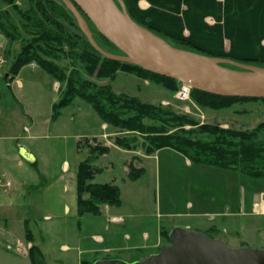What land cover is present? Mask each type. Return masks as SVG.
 <instances>
[{
  "label": "rangeland",
  "instance_id": "1",
  "mask_svg": "<svg viewBox=\"0 0 264 264\" xmlns=\"http://www.w3.org/2000/svg\"><path fill=\"white\" fill-rule=\"evenodd\" d=\"M18 5L24 10L29 8L28 0H19ZM1 7L3 10L10 12L14 23H20L19 16L11 6L3 4ZM86 24L92 32V28L87 21ZM27 38L29 37L22 33V40ZM22 44L23 41H17L12 44V57L7 59V64L5 65L8 69L14 55L20 52ZM7 45L6 40V47ZM205 53L210 54L208 52ZM57 63L61 67H68L71 61L62 59ZM81 73L86 80L99 86H109L118 95L124 94L136 97L142 102L162 106L176 114L188 115L201 124L218 125L225 129L252 130L264 121V103L262 102L237 103L230 109L213 111L200 108L193 102L192 97V103H182L175 98L178 91L175 94L170 93L161 86L139 79L134 75L119 72L114 80H110L97 79L89 77L84 72ZM19 79L24 84L23 92L29 97L37 98L38 100L40 95L47 97L48 112L50 116L53 115L52 100L60 96L58 92H55V81L53 78L40 68L26 66L20 72ZM29 82H36L37 84L32 85ZM180 86L181 84L179 83L178 90ZM29 123V120L24 116L20 119L17 117L16 124L20 126L17 128L18 134L19 132L22 133L24 126H28ZM101 124V120L93 108L79 98H76L70 106L62 110L59 120L52 121L51 116L50 126H47L45 131L36 134L37 139L33 142L34 147H32L40 161V167L47 174L46 182L43 183L46 185L45 191H43L41 185V189L36 191L35 195L29 196L26 188L21 183L23 179L19 175V168L15 164L12 165L10 169L12 173L6 178L7 182H11V186L8 188L0 187V192H5L6 195L18 196L17 207L10 214L13 216L12 222L15 224V231H21L22 237L25 234L26 219L31 218V226H33L34 230H38V236L43 237L45 233L39 229L44 223L46 225L53 224L57 216L62 215L65 204H77L76 173L79 163L87 160L90 156V149L87 143V140L88 142L90 141L89 138L100 135L101 144L109 145L111 143L110 146H115L114 139L116 137L130 135V132L122 131L109 125L106 126L105 130H102ZM186 128L190 129L189 126ZM14 147L17 151V146ZM137 151L141 155L144 154V150L141 148ZM115 155H117L116 151L112 150L108 155L92 163L95 167L105 168L94 182L101 184L114 182L118 185L123 191L122 196L127 201L126 208L128 210L152 212L155 215L153 220L156 225L163 226L166 229H171L174 222H183V225L189 224L192 231L200 232L212 239H220L234 249H264V216L253 215L254 204L259 200L260 194L264 193L263 181L250 179L234 170L194 164V168L189 171L192 182L186 190L182 191V195L185 196H183V202L188 201L196 205L199 200L204 204L201 205L202 208L199 211L197 207L188 210L185 204H177L171 196L172 193L174 194V184L184 179L182 176L183 164L181 161L174 160L175 154L173 151L165 150L159 155L157 154L153 161H139L136 159L135 164L144 167L143 174L136 180L137 182L128 177L129 170L124 161H116L113 165L108 163L114 161ZM127 155L131 156L134 154L128 152L127 154H120L125 159L131 158L126 157ZM166 162L173 163L167 164ZM65 164L68 166L67 171L64 170ZM64 184L70 187L71 192L68 195L61 192ZM225 197H227L229 205L232 206L228 210L220 206V202H223ZM31 200H34V202H31ZM213 201L219 202L220 205L217 206ZM242 201L245 202V216L241 213ZM1 204H4V202L0 196ZM29 204L43 206L45 212L42 209L28 211ZM236 204L238 205L235 209ZM177 214H181L180 217L172 216ZM158 215L164 217L160 219ZM187 215L189 217H185ZM45 217H50L51 221L46 222ZM72 218L70 216V219ZM92 219H94L93 216H88L86 220L76 217L67 221H74L75 223L77 221H85L87 224L91 223ZM97 219L96 221H98ZM103 219L106 220V218ZM142 226L144 225H140V236L142 237L145 233L152 236V231ZM210 227H216L219 231L216 233L215 231H209ZM168 245H170L169 241L164 237L159 248L154 250V252L158 254ZM146 254H148L146 251L144 254L137 251L125 255L111 254L110 260H119L131 264L140 261L138 259Z\"/></svg>",
  "mask_w": 264,
  "mask_h": 264
},
{
  "label": "trees",
  "instance_id": "2",
  "mask_svg": "<svg viewBox=\"0 0 264 264\" xmlns=\"http://www.w3.org/2000/svg\"><path fill=\"white\" fill-rule=\"evenodd\" d=\"M18 1L0 0V33L8 44L5 49L6 59L12 57V44L23 41L20 52L14 55L9 67V80L15 78L22 68L36 62L39 68L59 82L60 96L53 105L52 121L59 120L62 110L79 98L93 108L104 124L130 132L128 136H118L114 139V145L123 150L131 152L141 148L145 155H153L159 150L170 148L183 154L193 164L234 170L250 179L264 182V121L252 130L225 129L218 125L201 124L188 115L176 114L162 106L142 102L136 97L118 95L109 86H99L88 81L81 72L89 77L110 80H114L119 72L134 75L173 94L178 91L179 86V82L172 77L110 60L101 55L80 30L75 15L61 0H28L27 10L22 9ZM121 1L136 23L163 38L171 46L215 57L183 39L145 26L128 8L126 0ZM3 4L14 9L20 23L12 21L10 12L2 9ZM78 10L80 11L79 8ZM82 15L92 28L93 38L104 51L123 55L98 32L83 13ZM22 33L29 38L22 40ZM62 59L71 61L70 65L59 66L57 62ZM230 59L264 69V61ZM225 67L235 69L228 65ZM191 97L200 108L213 111L227 110L237 103H264V98L222 97L194 89ZM187 126L190 129H187ZM89 139L87 143L90 156L79 163L76 173L80 216L101 215L104 206L121 204L118 186L113 183H94L95 177L102 169L92 163L109 154L111 147L101 144L97 137ZM129 167L128 177L131 180L142 176V169H137L133 163H130ZM26 235L27 240H32L29 229ZM168 235L169 230L162 231L163 238L169 241ZM29 254L32 264H45L43 254L37 246H33Z\"/></svg>",
  "mask_w": 264,
  "mask_h": 264
},
{
  "label": "crops",
  "instance_id": "3",
  "mask_svg": "<svg viewBox=\"0 0 264 264\" xmlns=\"http://www.w3.org/2000/svg\"><path fill=\"white\" fill-rule=\"evenodd\" d=\"M126 3L145 26L156 29L163 34L183 39L215 57L264 61V0H126ZM0 49L5 54L6 40L1 33ZM28 66L33 68L30 64ZM20 72L15 78L9 80L8 67H0V187L8 188L11 186V182H7L6 178L12 173L10 169L15 164L20 170L19 175L23 179L22 185L26 188L28 195L33 196L41 188L45 191L46 185L43 183L47 179L46 171L40 167V161L32 148L34 147L33 142L37 139V133L45 131L47 126H50L52 115L50 116L48 112L45 95L38 96L40 98L38 100L23 92L24 84L19 79ZM54 81L55 92L59 93L60 84L56 80ZM29 83L37 84L36 82ZM58 99L59 97L53 98L52 107ZM23 116L30 123L28 126H24L23 134L21 132L18 134L17 128L20 126H17L16 118L20 119ZM101 123V129L105 130L107 124L102 121ZM99 136L94 137L99 138ZM104 137L106 136L104 135ZM14 146H17V151ZM110 147L109 153L112 150L117 153L114 161L108 162L110 165L121 160L124 161L128 170L129 164L133 163L137 169L143 171V166L135 164L136 159L153 161L157 154L159 155L165 150L173 151L174 160L181 161L184 168L182 169L184 179L173 186L174 194L171 195L173 200L177 204H185L188 210L197 207L199 211L202 208L201 205L204 203L199 200L196 205L188 201L183 202L182 191L190 186L192 181L189 171L194 168V164L183 154L165 148L153 155H141L139 151L130 152L113 145ZM21 148L29 151L30 160L21 155ZM127 152L134 155H127L126 157H131L129 159L120 156L121 153L127 154ZM166 163L171 164L173 162ZM67 169L68 166L65 164L64 170L67 171ZM100 169L102 171L97 176L105 170V168ZM135 182L137 181L135 180ZM110 183L115 184L114 182ZM133 187L135 186L133 185ZM119 189L121 204L104 206L101 215L86 214L80 216L78 204H65L62 215L57 216L53 224L46 225L44 223L41 226L39 230L45 233L43 237L38 236V230H34L31 226V218L25 220L26 227L23 237L21 231H15V224L12 222L13 216L10 213L17 207L18 196L6 195L5 192L1 191L0 196L4 204L0 205V264H32L29 251L33 246H37L41 250L45 264H88L97 260H110L111 254L125 255L134 251L143 254L146 251L148 254L138 259L145 260L157 253L154 250L159 248L163 240L162 231L164 229L169 230V232L175 227L192 230L189 224L183 225V222H174L171 229H166L156 225L153 220L155 215L152 212L128 210L126 208L127 201L122 196L123 191L120 187ZM61 192L68 195L71 192L70 187L64 184ZM263 194L261 193L260 196ZM213 203H216L217 206L220 205L217 201H213ZM220 203L223 209L228 210L232 207L229 205L227 197ZM237 205H235V209ZM244 207L245 202L242 201L241 213L243 216H245ZM28 208V211L42 209L45 212L43 206L35 204H29ZM180 215L172 216L180 217ZM70 216L73 217L72 219L79 217L84 220L88 216H93L94 219L87 224L85 221L75 223L74 221L68 222L72 220ZM162 217L164 216L158 215V218L162 219ZM185 217H189V215ZM45 219L46 222L51 221L50 217H45ZM141 224L144 225L142 227L152 231V236L147 233L143 234L142 237L140 236ZM27 229L31 231L32 240H27ZM208 230L215 231V233L219 231L216 227H210Z\"/></svg>",
  "mask_w": 264,
  "mask_h": 264
},
{
  "label": "water",
  "instance_id": "4",
  "mask_svg": "<svg viewBox=\"0 0 264 264\" xmlns=\"http://www.w3.org/2000/svg\"><path fill=\"white\" fill-rule=\"evenodd\" d=\"M61 1L75 15L93 48L110 60L136 65L149 72L172 77L194 90L222 97L264 98L263 68L175 48L136 23L121 0ZM77 7L123 55L108 53L97 44ZM21 149V155L30 160L29 151ZM168 236L170 245L158 254L131 264H264V249H234L220 239L183 227L173 228ZM93 264L129 263L97 260Z\"/></svg>",
  "mask_w": 264,
  "mask_h": 264
},
{
  "label": "built area",
  "instance_id": "5",
  "mask_svg": "<svg viewBox=\"0 0 264 264\" xmlns=\"http://www.w3.org/2000/svg\"><path fill=\"white\" fill-rule=\"evenodd\" d=\"M7 64V59L4 52L0 49V67H3ZM30 66L33 68L38 67L36 62L30 63ZM192 87L187 84H181L178 92L175 95V98L182 103H192L191 94ZM253 214L264 216V199L263 195L260 196L259 200L254 204Z\"/></svg>",
  "mask_w": 264,
  "mask_h": 264
}]
</instances>
